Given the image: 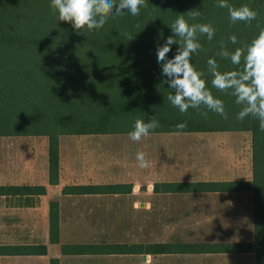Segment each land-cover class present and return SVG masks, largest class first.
<instances>
[{"label": "trees", "instance_id": "obj_1", "mask_svg": "<svg viewBox=\"0 0 264 264\" xmlns=\"http://www.w3.org/2000/svg\"><path fill=\"white\" fill-rule=\"evenodd\" d=\"M233 7L247 5L257 13L251 22L232 23L218 0H147L140 14L111 15L98 30L78 32L70 22L57 21L51 0H0V135H46L48 137L49 182L58 180L60 134L131 132L137 119L151 117L158 127L150 132L249 131L251 177L206 183L210 190L250 191L252 195V240L232 242H150L75 245L94 252L168 253L252 252L254 264H264V131L258 119L238 120L240 106L229 93L216 90L207 61L215 59L218 71L239 66L217 53L223 43L230 52L245 48L264 28V0H228ZM189 11H199L195 20ZM180 15L191 25L210 24L212 40L198 33L202 49L192 54L193 67L216 98L224 103L228 118L203 106L181 113L167 96L171 89L157 63V47L173 35L170 25ZM235 35L237 43L230 42ZM179 47L171 46V59ZM207 111V116L203 115ZM185 123L186 127L177 125ZM163 191H175V183H163ZM129 184H70L63 193L127 192ZM154 184V190H159ZM44 185H0V193L44 194ZM50 240H58L57 201L49 202ZM45 253L44 244L34 246ZM66 246L62 247L64 251ZM49 264H59L52 257Z\"/></svg>", "mask_w": 264, "mask_h": 264}, {"label": "crops", "instance_id": "obj_2", "mask_svg": "<svg viewBox=\"0 0 264 264\" xmlns=\"http://www.w3.org/2000/svg\"><path fill=\"white\" fill-rule=\"evenodd\" d=\"M235 131H200V132H149L151 134H165L175 137V141L169 144V151L171 155L175 154V176L166 177L161 180L147 181V172L139 169L136 175L130 172L129 176L120 171V167L125 164H120L119 169H116L118 164L115 162L116 157L122 158L125 156L131 159L135 154L132 145L130 154L123 151L117 153V150H123V147L115 143L102 141L85 140L91 135H115L125 134L130 132H92V133H69L60 134L58 137V180L56 183L49 182V161H48V137L38 141H31L25 143L24 140H3L0 141V185H44V194H25V193H0V198L4 204H0L3 213H9L10 216H3V220L15 224L23 223L26 226L25 235L15 241H0V256L10 257H43L45 264H49L52 257L58 258L59 264H63L65 259L78 257H92V256H106L117 253L110 252H94L92 248L87 249L76 248L75 245H101L110 243H128V242H105V241H88L71 239L65 236V230H73L70 234L76 236V229H83L92 226V219L90 213L93 208L88 206H81L75 203L76 199L82 197H100L107 195H132L137 188L152 189L154 184H159L160 189L155 192H162L163 183H175V196L186 198L196 197L201 203L197 212H226L238 213L242 211L245 206V197L252 206V195L250 191L239 190H210L207 189L206 183L212 181L225 180H246L251 177H242L238 174L240 167L234 164L228 157L227 151H224L223 156L219 155L221 146L212 145L213 135L227 134ZM175 134V135H172ZM65 135L71 137H79V141L67 142L65 149L64 137ZM77 135V136H76ZM1 137H10V135H0ZM13 136V135H12ZM211 138V141L210 139ZM219 138H215L217 140ZM209 140L208 142H206ZM251 142V139H250ZM175 143V145H173ZM174 148H172L173 146ZM217 146V148H216ZM227 147V146H226ZM142 147L138 150L141 151ZM137 150V152H138ZM235 152V148L230 150ZM147 154V150L144 151ZM217 152V153H216ZM207 153V155H206ZM233 155H236L235 153ZM251 157V148H250ZM231 162V164L229 163ZM221 164L224 166L230 164V168L225 170L220 169ZM131 162H129V166ZM138 164H133V167ZM128 167V166H127ZM129 168V167H128ZM138 168V167H137ZM251 171V166H250ZM214 172V174H212ZM221 172V173H220ZM141 175V177L139 175ZM119 175L120 177H116ZM122 175V176H121ZM131 175V176H130ZM136 176V177H134ZM122 183L129 184L130 189L127 192L117 193H84L72 194L63 193L62 188L70 184H114ZM146 184V185H145ZM51 200L57 201V215H58V240L53 242L50 240L49 233V212ZM188 208H184L187 211ZM183 210V211H184ZM2 220V218H1ZM37 223L42 227L43 233L41 238L37 240L35 237ZM30 235L33 238L30 239ZM72 236V235H70ZM75 238V237H73ZM209 241V240H205ZM195 241V242H205ZM221 241V240H218ZM232 241H247L242 239L226 240L222 242ZM217 242V241H209ZM141 243V242H129ZM193 243V242H186ZM44 244L46 247L45 253H36L34 246ZM142 244V243H141ZM145 244V243H143ZM66 246L63 251L62 247ZM177 251H175L176 253ZM181 252V251H179ZM137 253V252H136ZM145 253V252H138ZM184 254H206L219 255L216 257L221 260L223 264H241L245 255H251L252 252L226 251V252H181ZM132 254V253H120ZM253 254V253H252ZM232 260V261H230Z\"/></svg>", "mask_w": 264, "mask_h": 264}, {"label": "rangeland", "instance_id": "obj_3", "mask_svg": "<svg viewBox=\"0 0 264 264\" xmlns=\"http://www.w3.org/2000/svg\"><path fill=\"white\" fill-rule=\"evenodd\" d=\"M175 135V134H172ZM45 135H10V137H1L3 140H24L25 143L41 140ZM77 136V135H76ZM212 145L221 146L219 155L223 156L227 151L228 157L234 164L240 167L238 174L242 177H250L251 157H250V132L235 131L214 137ZM175 137L165 134H151L144 137L139 142H133L129 138V133L115 135H91L85 140L102 141L121 144L123 150H117L130 154L131 145L135 154L131 159L125 156L116 157L120 171L126 176L130 172L136 175L139 168L133 167L136 164V153L139 147L141 151L147 150V159L150 161V167L141 169L146 174L143 182L161 180L166 177L175 176V154L171 155L169 144ZM215 138H219L215 140ZM211 141V138H209ZM79 141V137L65 135V149L67 142ZM207 140L206 142H208ZM175 145V143H173ZM172 145V146H173ZM227 146V147H226ZM174 148V146L172 147ZM217 148V146H216ZM235 148V154L230 150ZM139 151V150H138ZM173 152V151H172ZM217 153V152H216ZM207 155V153H206ZM129 162L131 165L129 166ZM231 164V162H229ZM138 164V163H137ZM229 165L221 164L220 169L230 168ZM129 168H128V167ZM138 167V168H137ZM130 171V172H129ZM221 173V172H220ZM214 174V172L212 173ZM139 175V174H138ZM122 176V175H121ZM131 176V175H130ZM141 177V175H139ZM116 177H120L117 175ZM136 177V176H134ZM146 185V184H145ZM244 209L238 213L226 212H197L199 203L196 197L181 198L175 196V192H155L152 189L147 190L137 188L132 195H107L100 197H82L76 199L75 203L81 206L93 208L90 213L92 226L83 229L65 230V236L71 239L98 241V242H195V241H226L234 239L252 240V206L245 197ZM0 204H4L0 198ZM184 208H188L187 211ZM184 210V211H183ZM0 208V241H15L26 237V226L23 223L11 224L3 220V216H10L9 213H3ZM2 218V220H1ZM42 227L37 223L35 237L41 238ZM72 235V236H70ZM75 237V238H73ZM33 238L30 235V239ZM206 254H184L181 252L168 253H132V254H111L106 256H92L84 258L65 259L63 264H223L226 260L216 257L219 255ZM232 261V260H230ZM223 262V263H222ZM0 264H45L43 257H10L0 256ZM241 264H254L253 254L245 255Z\"/></svg>", "mask_w": 264, "mask_h": 264}, {"label": "clouds", "instance_id": "obj_4", "mask_svg": "<svg viewBox=\"0 0 264 264\" xmlns=\"http://www.w3.org/2000/svg\"><path fill=\"white\" fill-rule=\"evenodd\" d=\"M217 6L228 10L232 23L251 22L257 16L247 5L236 8L228 0H218ZM50 7L57 21L70 22L74 30L84 33L85 30L102 28L113 14L123 16L130 13L138 16L141 7H147V0H51ZM200 15L199 11H189L193 20ZM170 27L173 35L168 36L165 43L157 47V63L161 65V74L166 78L162 83L172 90L167 96L168 101L181 113L187 112L189 108L200 109L203 106L227 119L223 101L213 95L206 81L202 79L203 73L197 71L191 63L192 54L202 49L198 42V33L212 40L215 29L210 24L190 25L183 15L178 16ZM229 40L233 44L237 43L235 35L230 36ZM173 44H178L179 47L176 54L169 59L167 54ZM217 55L229 59L234 66H239L243 58V67L221 72L217 70L216 60L210 58L207 64L213 77L212 87L235 97V103L240 106L238 120L252 116L258 119L259 128L264 131V28H260L258 35L245 48H237L234 52H230L221 43V50ZM202 114L207 116V111ZM158 126L155 117H151L148 122L137 119L129 138L133 142H139L149 135L151 129ZM177 127L184 128L186 124L180 123ZM136 161L141 169L150 167L144 151L136 153Z\"/></svg>", "mask_w": 264, "mask_h": 264}]
</instances>
